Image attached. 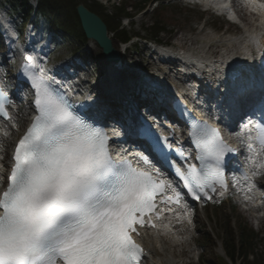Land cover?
Returning <instances> with one entry per match:
<instances>
[{"label": "snow or ice", "instance_id": "snow-or-ice-1", "mask_svg": "<svg viewBox=\"0 0 264 264\" xmlns=\"http://www.w3.org/2000/svg\"><path fill=\"white\" fill-rule=\"evenodd\" d=\"M249 2L264 9L259 0ZM32 59L27 57L29 64ZM25 72L36 90L39 114L18 140L9 182L0 194V264H142L145 251L133 234L155 227L150 214L161 215L156 201L165 182L131 162L114 161L107 136L77 117L43 75L32 74L27 65ZM6 101L0 89V114L10 120ZM254 126L256 136L250 134L247 145L254 155L248 159L264 169V161L255 159L254 143L264 151V123ZM244 128L252 132L248 124ZM193 136L200 149L197 159L205 166L190 164L187 171L178 168L177 175L194 199L201 194L211 199L207 189L216 191L217 182L228 188L223 158L235 149L206 124ZM257 174L245 170L244 179L254 187ZM167 199L178 204L180 193Z\"/></svg>", "mask_w": 264, "mask_h": 264}, {"label": "rangeland", "instance_id": "rangeland-1", "mask_svg": "<svg viewBox=\"0 0 264 264\" xmlns=\"http://www.w3.org/2000/svg\"><path fill=\"white\" fill-rule=\"evenodd\" d=\"M113 2H118V0L112 1L109 6V11H112L113 7L111 5ZM131 4L135 5L134 1H132ZM154 7L155 5L152 6V8L139 13L131 8L128 10L134 15V28L131 29V33H134V31L139 33L142 26L146 25L149 30H143L141 36H150V28L154 26V20L160 19L167 28V33L162 34L160 40L164 46L166 44H180V40H183V38L192 43L195 41L202 46H205V44H209L210 42H213V44L218 42L221 43V45H226L229 39L236 36L235 34H240L239 32H236L233 27L225 26L223 20L212 16V14L207 11L208 8L202 0H173V4L168 5L167 8L164 7L159 15L152 11ZM8 19H10L9 11L7 8L0 7V21L7 23L9 22ZM130 27L127 28L129 29ZM29 31H31V34H29ZM111 40L113 42V47L116 50L118 47L122 46L117 39H114L112 36ZM30 43H32L33 49L41 54L44 60L47 61L46 68L53 69L63 62L67 63L72 67L71 69L69 68V71L71 72L72 69L75 70L80 76V79L85 82V88L89 86H97L100 88L99 83L103 80L105 75L106 61L101 49L95 42H89L85 49V52L87 53L85 57H77L74 54V51L78 45L70 44L63 38H56L48 34L44 22H41L39 26L29 27L27 40L26 37L23 40L21 39V44H25L26 47H28ZM126 50V66L129 71L133 72L135 76L134 78L139 82L136 91L147 92L148 85L154 83L152 81L153 78L156 77L157 79H161L162 73L164 74L166 66L160 61H163L164 59L166 60V58L161 54H156L157 49H154L143 42H137L135 46L127 48ZM213 51H216V49H213ZM3 58H6L4 62V70L7 72V75L10 76L9 72L13 70L12 68H16L18 65V53H15L14 55L8 53V50L6 49L3 53ZM83 68H87L88 71L83 70ZM74 82H77V79H74ZM128 97L129 96H126V98ZM133 104L134 108L139 106L138 102ZM25 106L26 102L23 101L20 105V112L16 121V128L18 130H22L27 125L26 118L28 117L25 113ZM9 149L10 147L7 149V153L4 156L5 161L8 159ZM258 182L264 185V179H259ZM213 204L214 205L211 207L195 211L196 220L192 232L195 241L192 242L194 251L191 255H188L189 252L187 251V247L184 246L183 248H179V253H187V256H185L184 259L190 261L191 264H199L196 258L201 251L199 250L201 246L200 244L207 231L214 237L217 244H220V240L225 234L219 225L223 226L226 218L229 216L235 217L234 221L236 218L238 219V222L242 221L240 224L248 223L255 233L264 234V222L259 224L257 221H254L247 213L243 212L240 207H236V213H232L229 209L228 202L226 201L220 203L215 202ZM211 214H215V218L219 224L218 226L209 220ZM213 248L214 247L210 248L207 246L206 254L210 256V258L220 256V247L217 246L215 249ZM259 251L264 253V246L259 247Z\"/></svg>", "mask_w": 264, "mask_h": 264}, {"label": "bare ground", "instance_id": "bare-ground-1", "mask_svg": "<svg viewBox=\"0 0 264 264\" xmlns=\"http://www.w3.org/2000/svg\"><path fill=\"white\" fill-rule=\"evenodd\" d=\"M239 14L243 21L247 22L248 25H252L251 17L244 13L241 8H239ZM263 35L264 22L257 26L255 33H251L247 37L248 45L243 51H241V43L238 41L235 42V40H230L229 43L231 46H228L227 48L223 46L222 49H225L228 52V50L232 48L227 54L231 56H238V58L241 59H245V52H247L249 53V56L254 59L255 46L258 44V40L256 38H259L261 42L264 43ZM31 47L32 44L26 48L27 52L33 53ZM213 49L217 50L219 47L217 46L215 48L214 45H207L198 49L188 47L187 45L178 46L175 43L173 45H168L163 50H160V53L166 58V61L163 63L164 65L166 64L173 66L174 61H182L187 63L189 66L195 67L196 70L199 71V74L207 75L211 67V70H214V66L217 67V64H212L205 60L207 55H214L217 53L213 51ZM117 50L121 56V62L117 65H110L108 63L105 64V75L103 80H101L99 83L100 88L97 86H89L84 89L83 87H85V82L80 79V76L75 70L72 69L71 73L69 72V68L71 69L72 67L67 63H61L56 67V69L61 72L68 71L67 74L69 73L72 78L79 79V81L75 83V88L77 89V93L83 96V98L89 97V100L94 102L99 100L101 106H103L105 109H109L108 106L114 104V101L116 100H107L106 98L115 97L121 99L125 97V95H132L131 92H134V90H131L130 85L136 81L134 79L135 76L133 72L129 71L128 67L126 66V49L123 48V46H120L117 48ZM34 59L37 67L40 69L42 58L39 56H34ZM170 59L174 61H171ZM218 61L219 60H215L214 63H218ZM205 62L211 67H204L203 65H205ZM219 66H221V63ZM83 70L88 71L87 68H83ZM48 73L49 72H43L42 75H45L46 78H50ZM126 104V107L129 109V111H131L130 113L132 114L133 111L131 103L126 102ZM28 109L29 108L26 106L25 113L26 116L31 119L32 113L28 114ZM30 119L28 124L30 123ZM24 131L25 129L19 132H16L15 130L7 132V139L4 140V142L8 143L10 138H13L14 142L18 141ZM13 133L15 135H12ZM5 153L6 150H1L0 148V154L2 155L0 160L1 163L4 162ZM191 217L190 210H187V212L184 211L175 213L166 222L165 229L167 230V233H163V231L156 232V234L152 232H146V235H144V237L141 239V243L149 253L148 257L145 259V264H191L190 261L184 259V257L187 256V253H179V248L184 246L187 247V251L189 252L188 255H191L194 249V247H192L193 245L191 244V233L193 227L189 225V222L192 219Z\"/></svg>", "mask_w": 264, "mask_h": 264}, {"label": "trees", "instance_id": "trees-1", "mask_svg": "<svg viewBox=\"0 0 264 264\" xmlns=\"http://www.w3.org/2000/svg\"><path fill=\"white\" fill-rule=\"evenodd\" d=\"M133 1V0H130ZM129 0H120V4L113 6L109 11L103 4L96 0H38L37 11L30 4V0H0V7L8 8L10 17L14 18L16 28L21 32L24 27L30 23L38 25L41 21L45 23L46 29L56 37H62L70 44L78 45L75 53H81V47L87 43V38L82 29L80 19L76 8L79 4H84L91 12L99 16L105 23L109 33L114 34L120 43H128L132 37L140 36L139 33H131L123 24L124 17H132L128 10L130 8L136 11H142L146 6L152 3H158L160 13L169 0H135V6H132ZM145 31L149 29L143 27ZM163 29L162 22L155 20L154 26L150 28L151 39L159 36ZM82 55V53H81ZM228 239L223 240V247L227 256L233 263L241 261L242 264H264L263 257L257 260L259 239L252 230H247L243 225L238 227V241L236 234L231 228L230 222L226 224ZM209 243H213L210 236L205 237ZM261 242V241H260ZM254 258L251 261L249 256ZM202 264H227L221 259L213 261L212 259H202Z\"/></svg>", "mask_w": 264, "mask_h": 264}, {"label": "water", "instance_id": "water-1", "mask_svg": "<svg viewBox=\"0 0 264 264\" xmlns=\"http://www.w3.org/2000/svg\"><path fill=\"white\" fill-rule=\"evenodd\" d=\"M76 11L86 37L98 44L109 64H118L121 58L107 36V28L102 20L83 5H79Z\"/></svg>", "mask_w": 264, "mask_h": 264}]
</instances>
